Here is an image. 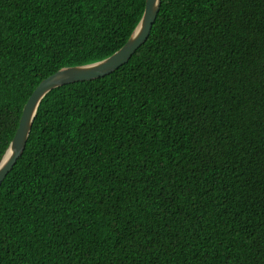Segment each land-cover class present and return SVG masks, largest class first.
<instances>
[{"label": "trees", "instance_id": "16d2710c", "mask_svg": "<svg viewBox=\"0 0 264 264\" xmlns=\"http://www.w3.org/2000/svg\"><path fill=\"white\" fill-rule=\"evenodd\" d=\"M146 0H0V159L39 83ZM0 264H264V0H162L130 60L51 90L0 185Z\"/></svg>", "mask_w": 264, "mask_h": 264}, {"label": "water", "instance_id": "95a60500", "mask_svg": "<svg viewBox=\"0 0 264 264\" xmlns=\"http://www.w3.org/2000/svg\"><path fill=\"white\" fill-rule=\"evenodd\" d=\"M161 5L162 0H146L138 25L125 44L110 56L87 64L62 67L39 83L24 105L15 135L0 159V185L24 153L38 108L44 97L57 87L103 77L127 63L148 39Z\"/></svg>", "mask_w": 264, "mask_h": 264}]
</instances>
